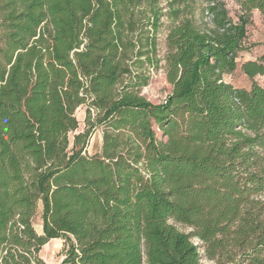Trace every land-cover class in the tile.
<instances>
[{"label":"trees","instance_id":"1","mask_svg":"<svg viewBox=\"0 0 264 264\" xmlns=\"http://www.w3.org/2000/svg\"><path fill=\"white\" fill-rule=\"evenodd\" d=\"M234 2L0 0V264L53 239L63 264H264V53L225 81L264 0Z\"/></svg>","mask_w":264,"mask_h":264},{"label":"rangeland","instance_id":"2","mask_svg":"<svg viewBox=\"0 0 264 264\" xmlns=\"http://www.w3.org/2000/svg\"><path fill=\"white\" fill-rule=\"evenodd\" d=\"M229 9V12L234 20L239 14L238 6L234 0H225ZM247 38L244 42L242 50L238 54V70L232 76H226L225 81L235 88L249 90L252 86L253 81L250 80L246 75L242 73L241 66L248 60H256L264 53V14H260L258 11L250 15V23L248 24ZM164 43L160 42V56L164 55ZM258 84L264 83V77H256L254 79ZM171 86L168 84L164 71L159 70L154 73L151 79V83L148 87L142 89L141 94L153 104H161L170 94ZM76 117L79 121L78 132H84L85 130V108L81 107L76 112ZM77 132V133H78ZM74 135V134H73ZM71 135V138H73ZM102 130H97L89 140L87 145V153L90 156L100 152L102 146ZM259 153L264 155V150H259ZM35 227L38 233L42 234L43 221H42V207L40 205L38 214L34 220ZM176 227L183 233L190 234L192 230L186 226L176 224ZM193 242L196 245L201 243L194 239ZM46 246L48 249H46ZM41 252V257L46 264H63L64 257L62 252L64 249V240L57 239L50 241ZM201 264H217L216 262L210 261L205 257L204 250L201 249Z\"/></svg>","mask_w":264,"mask_h":264},{"label":"crops","instance_id":"3","mask_svg":"<svg viewBox=\"0 0 264 264\" xmlns=\"http://www.w3.org/2000/svg\"><path fill=\"white\" fill-rule=\"evenodd\" d=\"M248 61H254V60H248ZM226 78V77H225ZM53 240H57V239H53ZM53 240H51V241H53Z\"/></svg>","mask_w":264,"mask_h":264},{"label":"bare ground","instance_id":"4","mask_svg":"<svg viewBox=\"0 0 264 264\" xmlns=\"http://www.w3.org/2000/svg\"><path fill=\"white\" fill-rule=\"evenodd\" d=\"M46 249H48V247L46 246Z\"/></svg>","mask_w":264,"mask_h":264}]
</instances>
